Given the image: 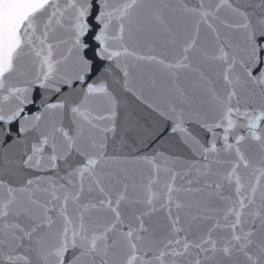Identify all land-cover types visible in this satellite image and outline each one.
<instances>
[{
  "label": "snow or ice",
  "instance_id": "1",
  "mask_svg": "<svg viewBox=\"0 0 264 264\" xmlns=\"http://www.w3.org/2000/svg\"><path fill=\"white\" fill-rule=\"evenodd\" d=\"M0 264H264V0H0Z\"/></svg>",
  "mask_w": 264,
  "mask_h": 264
}]
</instances>
